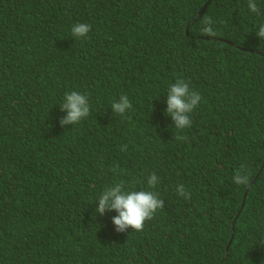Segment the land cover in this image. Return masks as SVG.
<instances>
[{
	"label": "trees",
	"instance_id": "obj_1",
	"mask_svg": "<svg viewBox=\"0 0 264 264\" xmlns=\"http://www.w3.org/2000/svg\"><path fill=\"white\" fill-rule=\"evenodd\" d=\"M255 2L258 14L248 0H0V264H264ZM207 17L215 37L200 31ZM77 23L87 37L72 36ZM177 79L202 97L182 130L165 114ZM72 91L90 115L61 126ZM121 95L122 116L111 109ZM241 166L247 186L233 182ZM120 182L164 201L141 232L96 213Z\"/></svg>",
	"mask_w": 264,
	"mask_h": 264
},
{
	"label": "clouds",
	"instance_id": "obj_2",
	"mask_svg": "<svg viewBox=\"0 0 264 264\" xmlns=\"http://www.w3.org/2000/svg\"><path fill=\"white\" fill-rule=\"evenodd\" d=\"M248 8L252 13H259L260 9L255 0H248ZM204 27L200 29L203 35L215 37L213 21L207 17L203 21ZM91 31V25L86 23H77L73 25L71 32L76 39L87 37ZM256 35L264 39V24L259 26ZM199 92L192 91L189 84L183 79H177L171 84L167 92V108L165 114L170 116L174 127L182 130L191 127L192 120L190 113L198 106L201 101ZM112 112L118 115L126 114L132 109V104L127 95H121L118 101H114L111 106ZM60 110L66 112V116L60 118V125H76L90 115V104L88 97L84 94L72 91L65 93L63 102L60 104ZM178 140H187V137L177 136ZM121 151H127V146L121 147ZM159 179L155 173H152L147 184L149 188H155L159 184ZM236 185L247 186L250 182V175L244 166H241L233 177ZM176 192L185 200L191 198V194L185 190L184 185L176 186ZM96 213L103 216L106 212L115 211L116 216L112 217V223L116 226L117 233H124L128 229L141 232L144 230L145 222L154 218L155 214L164 208V201L159 194L150 190H129L123 182L116 183L113 186L106 187L98 199Z\"/></svg>",
	"mask_w": 264,
	"mask_h": 264
},
{
	"label": "water",
	"instance_id": "obj_3",
	"mask_svg": "<svg viewBox=\"0 0 264 264\" xmlns=\"http://www.w3.org/2000/svg\"><path fill=\"white\" fill-rule=\"evenodd\" d=\"M209 3V2H208ZM207 3V4H208ZM207 4L203 7V9H202V12L200 13V15L205 11V9H206V7H207Z\"/></svg>",
	"mask_w": 264,
	"mask_h": 264
}]
</instances>
